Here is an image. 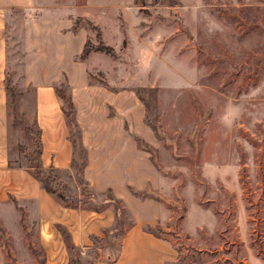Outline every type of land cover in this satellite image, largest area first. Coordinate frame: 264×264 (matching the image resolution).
Wrapping results in <instances>:
<instances>
[{
  "label": "rangeland",
  "instance_id": "374dc122",
  "mask_svg": "<svg viewBox=\"0 0 264 264\" xmlns=\"http://www.w3.org/2000/svg\"><path fill=\"white\" fill-rule=\"evenodd\" d=\"M63 1L45 0L33 13L47 32L46 39L36 33L32 48L22 40V16L8 25V153L21 175L37 164L34 94L27 80L61 83L67 94V79L81 77L82 60L72 55L76 37L48 32L67 22ZM107 15L97 20L112 51L91 50L83 59L84 79L97 91L105 92V85L143 102V120L158 140L150 154L162 175L159 188H146L164 208L151 230L175 247V262L264 264V0H133V7ZM83 18L77 24L87 29L88 45L95 44V31ZM26 62H34L30 73L23 70ZM69 136L76 139L75 128ZM73 155L71 171H43L49 175L44 183L70 204H109L107 191L89 193L83 183L79 143ZM130 221L120 207L116 229L80 247L71 264H107ZM0 222V264H53L39 242L32 200L0 203Z\"/></svg>",
  "mask_w": 264,
  "mask_h": 264
},
{
  "label": "crops",
  "instance_id": "0c3cea01",
  "mask_svg": "<svg viewBox=\"0 0 264 264\" xmlns=\"http://www.w3.org/2000/svg\"><path fill=\"white\" fill-rule=\"evenodd\" d=\"M178 1L185 5L196 0ZM44 2L45 0H0V203H6L10 197L22 201L32 200L36 209L39 242L45 256L50 257L53 264H67L68 254L56 225L65 228L75 246L83 247L92 243V236H103V229L113 225L115 214L108 203L97 210L65 206L45 191L27 170L26 175H21L17 170L19 166L8 164V119L4 88L7 40L11 34L8 25L13 18L22 16V40L25 46L32 48L36 33L46 39L47 31L42 34L46 27L38 26L32 16L35 10L44 6ZM63 2L59 8L66 9L63 14L67 22L64 26L49 28L48 32H53L57 37L62 32H72L78 44L73 57L80 53L87 36V29L82 25L74 31L71 29L76 16L86 17L99 28L101 24L99 25L97 20L98 14L113 13L114 17L116 9L133 7V0H83L78 4L66 0ZM20 28H17L18 31ZM26 54L29 55L30 52L27 51ZM85 61L82 60L81 63L80 79H67L74 108L73 118L79 130L78 142L85 153L81 176L94 192L109 190L113 197L119 199L131 218V223L120 233L116 255L107 264H173L175 247L163 237L143 227L159 221L164 209L163 204L154 196H138L129 189H157L161 185V172L151 159L149 150L137 144L139 139L151 148L158 146L154 130L143 120V102L136 95L128 92L123 94L120 93L121 90L111 91L105 85L100 86L105 88V92L97 91L98 85L84 79ZM33 64L34 62H26L24 72L30 73ZM27 82L33 86L34 120L39 128V163L43 168L70 169L73 144L61 111L62 101L53 89L54 83L39 78H30ZM93 92L94 96L89 97V93ZM83 93L87 94L90 101L82 96ZM14 189H19L18 195L13 193ZM50 240L53 241L46 243ZM50 251L54 252L53 256L49 255ZM48 261L45 259L46 263ZM184 264L200 263L190 260Z\"/></svg>",
  "mask_w": 264,
  "mask_h": 264
},
{
  "label": "trees",
  "instance_id": "16d2710c",
  "mask_svg": "<svg viewBox=\"0 0 264 264\" xmlns=\"http://www.w3.org/2000/svg\"><path fill=\"white\" fill-rule=\"evenodd\" d=\"M79 17H83V16H79ZM78 16H76L73 20V23L71 25V29L74 31L79 25L77 24V20L79 18ZM86 22V24L95 31V39H96V43L95 44H89V41H88V38H85V41L82 45V48H81V51L80 53L77 55V59L79 60H83L87 55L88 53L91 51V50H101V51H104V52H111L112 51V47L110 45H107L103 42L102 38H101V35H100V30L98 28V26L96 24H94L91 20L87 19L86 17L83 18ZM5 77H6V74H5ZM61 83H59L60 85ZM59 85H56L55 83L53 84V89L56 93V95L61 99V111L64 115V118H65V122L68 126V128L70 127H73L75 128V132H76V139L74 138H71V142L73 144V148L75 146V144H78V127H77V124L75 123L74 121V118H73V111H74V108H73V104H72V101H71V98H70V94L67 93V94H63L61 91H60V86ZM5 91H6V104L8 102V92L10 93V89H9V86L8 84L5 82ZM63 102H65V106H63ZM34 123H35V126H36V129H35V137H36V142H35V147H36V150H35V153L37 155V164L36 165H33L32 168L34 171H30V169H27L26 170L35 178L37 179V181L39 182L40 186L45 190L47 191L48 193H50L53 197H55L61 204L65 205V206H72V207H76V206H80L78 203H75V204H70V203H67L65 202L59 195H53V192L52 190L44 183V179H48L49 178V175H43V171H53V170H57L53 167H46V168H43L41 167L40 163H39V151H40V141H39V128L34 120ZM153 129V127H152ZM137 144L139 146H141L142 148H146L147 150H149V152L151 151V147H149L148 145L144 144L142 141H140L139 139H137ZM83 152H84V149H83ZM84 157H85V153H84ZM151 159L153 160L152 156H151ZM73 160H74V155H73V159H72V162H71V167L70 169H65L67 171H71V168L74 166V163H73ZM84 161H85V158H84ZM84 161L82 162V164H84ZM8 164L9 165H12L13 164L10 162V160H8ZM16 166H20V165H16ZM82 169V168H81ZM80 169V171H81ZM63 170V169H62ZM82 177V176H81ZM83 180V183L87 186L88 188V192L89 193H94V191L89 188V186L87 185V182L82 178ZM146 188H149V187H145L143 189H134L132 187H129V189L131 190V192H133L135 195H138V196H154L156 197L155 195H152V194H148L147 191H146ZM107 193H106V202L108 201L109 204H111V207L113 209V212L115 214V218L117 217L118 215V210L120 207L124 208L121 204V202L119 201V199L113 197L111 195V193L109 192V190H106ZM158 198V197H156ZM121 204V205H120ZM120 205V207H119ZM80 207H83V208H90V207H87V206H80ZM102 206L100 207H91V209H94V210H97L99 208H101ZM125 209V208H124ZM126 210V209H125ZM127 211V210H126ZM128 213V212H127ZM131 219V218H130ZM131 223V221H130ZM129 223V224H130ZM114 224V223H113ZM146 230H149L151 232H153L150 228V225H145L143 226ZM56 228L59 230L62 238H63V241H64V244H65V248H66V251H67V254H68V262L67 264H71V261H72V255H74L76 252L79 253L80 252V247L79 246H75L70 238H69V234L68 232L65 230V228L59 224L56 225ZM116 228L115 226L111 225L110 227L108 228H105L103 229V237H97V236H92L91 237V242L94 243L95 241H100L102 238H104L106 236V234L108 232H112L114 231ZM122 231V230H121ZM121 233V232H120ZM154 233V232H153ZM120 236V234H119ZM116 255V254H115ZM114 257L111 258V260L113 259ZM190 261V260H188ZM186 261V262H188ZM186 262H175L173 261V264H184Z\"/></svg>",
  "mask_w": 264,
  "mask_h": 264
},
{
  "label": "bare ground",
  "instance_id": "6f19581e",
  "mask_svg": "<svg viewBox=\"0 0 264 264\" xmlns=\"http://www.w3.org/2000/svg\"><path fill=\"white\" fill-rule=\"evenodd\" d=\"M49 237V236H48Z\"/></svg>",
  "mask_w": 264,
  "mask_h": 264
}]
</instances>
